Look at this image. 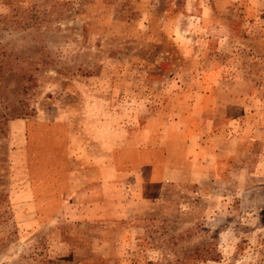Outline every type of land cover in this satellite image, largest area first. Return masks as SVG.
<instances>
[{"label": "rangeland", "instance_id": "374dc122", "mask_svg": "<svg viewBox=\"0 0 264 264\" xmlns=\"http://www.w3.org/2000/svg\"><path fill=\"white\" fill-rule=\"evenodd\" d=\"M0 45V264H264V0H0Z\"/></svg>", "mask_w": 264, "mask_h": 264}, {"label": "trees", "instance_id": "16d2710c", "mask_svg": "<svg viewBox=\"0 0 264 264\" xmlns=\"http://www.w3.org/2000/svg\"><path fill=\"white\" fill-rule=\"evenodd\" d=\"M13 74H16V73H14V70L11 66L9 54L3 48V46L0 45V127L3 124H5V122H7L8 120H12L14 118L27 117L33 113V108L28 109L25 107L21 109H16L14 107H11L9 109L3 110L2 104H4V100L7 97L1 92V88L6 87V84H7L5 83L6 80L12 81L13 76H14ZM18 78H19V75H18ZM20 78H22L25 81L29 80L31 78L30 72L29 73L25 72L21 74Z\"/></svg>", "mask_w": 264, "mask_h": 264}]
</instances>
